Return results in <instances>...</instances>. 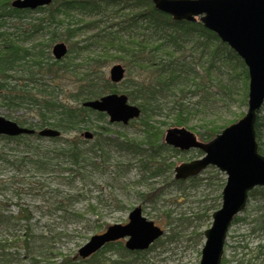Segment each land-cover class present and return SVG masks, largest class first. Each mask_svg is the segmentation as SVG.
I'll return each instance as SVG.
<instances>
[{"label": "trees", "instance_id": "16d2710c", "mask_svg": "<svg viewBox=\"0 0 264 264\" xmlns=\"http://www.w3.org/2000/svg\"><path fill=\"white\" fill-rule=\"evenodd\" d=\"M11 2L0 0V105L28 108L26 115L9 116L20 125L28 124L35 129L55 127L60 130V135L73 131L81 133L89 128L91 116L106 121L105 113L84 107L81 103L116 92L115 84L101 74L104 64L121 59L138 70V74H146L140 80L134 78L130 88L124 90L132 102L137 101L136 105L141 110L137 119L128 122L136 127L137 137H129L125 133L109 137L112 131L105 129L100 133L93 132L92 143L87 147L82 142L86 140L78 135L73 140L63 141L58 153L74 165L73 178H86L88 168L90 171L104 170L102 166L109 159L112 148L135 158L138 168L144 174L148 173L143 180L170 172L174 165L168 157L180 151L163 142L164 129L155 117L163 112L164 116L174 119L172 126L193 129L188 126L191 116L203 110L199 109L198 100L204 99L202 108L207 110L211 95H218L213 94L210 86L203 82L204 77H210L215 61L221 66H234L242 80V102L245 103L248 73L241 58L200 22L174 21L169 15L156 10L151 0H51L47 5L34 9L17 8ZM33 12H41L43 16L30 21L27 26L14 25V30L6 27L7 21L18 22ZM121 12L122 25L118 30H100L80 42L74 40L98 22L89 21L85 16L110 19L115 14L121 15ZM139 27L149 28L155 33L165 32L164 39L152 41ZM184 33L187 37L197 34L205 40L202 46L207 48L210 56L204 74H199L191 65L184 67L180 62L184 51L177 54L174 47V51L169 48L182 46L179 36ZM58 40L69 46L64 57L55 59L50 48ZM222 77L217 78L218 83L231 90L229 82H223ZM61 78L72 80V93L64 91L56 82ZM197 92L200 94L198 100L191 103L188 93ZM230 122L232 120L219 126L215 121H205L204 131L198 134L201 139L208 140ZM254 128L258 151L264 155V107L257 113ZM60 137L52 139L56 141ZM0 139L6 142L0 146V264H123L127 255L141 254L142 251H128L120 241H115L106 243L86 259L59 256L54 247L35 236L29 209L14 203L17 209L12 211L11 192L17 194L19 191L12 181L14 176L4 177L1 173L7 166L46 168L48 151L42 144L43 138L34 133L14 137L2 135ZM95 157H99V161L96 162ZM64 169L67 168L61 170ZM197 180L198 176L189 179L192 182ZM222 187L223 184L220 185ZM255 192L264 199V187L251 190L249 198ZM217 198H220V192ZM110 203L116 204L113 198ZM98 204L109 203L100 201ZM90 210L95 212L97 207L90 205ZM238 218L236 216L234 220ZM254 221L255 227L251 231L264 233V213ZM202 233H197L198 237ZM239 247L236 245V248ZM109 250L114 252V258L107 256ZM260 256L264 258V246L258 244L255 255L246 262L255 264ZM231 260L234 259L224 256L221 264H229ZM241 263L238 259L235 264Z\"/></svg>", "mask_w": 264, "mask_h": 264}, {"label": "rangeland", "instance_id": "374dc122", "mask_svg": "<svg viewBox=\"0 0 264 264\" xmlns=\"http://www.w3.org/2000/svg\"><path fill=\"white\" fill-rule=\"evenodd\" d=\"M42 16L41 12H33L22 17L18 22L7 21L6 27L14 30V25L27 26L30 21L38 20ZM98 17L85 16L89 21L98 22L74 40L80 42L100 30L116 31L122 25L120 22L122 12L121 15L118 13L109 17L110 19L104 17L97 19ZM76 18L80 17L77 15ZM138 29L148 34L152 41L163 40L165 36V32L155 33L149 28L141 27ZM179 37L182 46L177 45L169 48L173 51L175 48L177 54L184 51L183 56L179 55L182 56L180 62L184 67L191 65L200 72L199 74H204L210 56L207 48L202 46L205 43L204 38L197 34L187 37L185 33L180 34ZM56 42L52 43L50 51ZM66 45L69 46L67 43ZM116 63L123 65L126 69L124 80L115 83L116 93L126 94L124 90L130 88L134 78L140 80L146 74H138V70L136 71L131 67V64H127L121 59H113L101 68V74L105 79L109 80V68ZM233 68L232 65L221 66V63L215 61L210 77H204L203 82L210 86L212 93L218 94L214 97L211 95L210 100L207 101L209 110L202 108L204 99L203 101L198 100L200 95L198 92L188 93L190 102L198 100L200 102L198 107L203 110L191 116L188 126H192L193 129L187 128L202 141L204 140L198 133L204 131L205 121H215L219 126H222L226 121L235 122L247 110V99L245 103L242 102V80ZM221 75L223 82H229L231 90L218 83L217 78ZM56 82L62 86L64 91L72 93L74 84L70 78H61ZM128 102L133 105L137 104V101L132 102L129 98ZM69 103L77 104L73 101H69ZM26 111L28 108L25 107L15 109L7 105H0V115L7 119H11L9 116L26 115ZM162 113L156 115L155 120L161 122L162 129L172 126L171 123L174 119L171 116H164ZM89 122L87 130L92 133H100V131L108 129L112 131L108 135L109 137H115L117 133L137 137L134 125L110 123L107 117L106 121H101L94 116H91ZM81 133L79 131L62 133L59 140L56 141L44 137L42 144L48 151L45 161L48 166L42 170L31 165H23L20 167L7 166L1 172L4 177L14 176L12 181L19 191L17 194L11 192L10 199L13 204L10 205V208L12 211L17 209L14 203H20L29 209L35 236L54 247L59 256L61 254V256L74 257L78 249L92 235L101 233L109 225L125 224L130 210L140 206L142 215L163 228L164 234L141 254L127 255L123 264H199L204 236L202 233V236L198 237L197 233L203 232L211 225V214L221 203V199H218L217 195L222 189L220 185H224L226 181V175L216 167L209 166L198 176L196 182L186 180L183 183H178L173 179V169L170 172L165 171L161 175L143 180V177L148 173L144 174L138 168L135 158L112 148L109 150V159L102 166L104 170L90 171L88 168L86 178L80 176L73 178L74 165L70 164L68 159L60 156L58 149L60 150L63 141L73 140L75 135L86 140L82 142L84 147H87L93 139L85 138ZM5 143L3 139H0V146ZM202 154L197 149H191L178 154H170L168 160L172 161L173 165H177L198 158ZM94 160L99 161V157H95ZM63 168L67 169L61 170ZM111 198L116 204L110 203ZM144 198L149 200H144ZM100 201H107L109 204H98ZM90 205L96 206L97 210L91 211ZM263 213L264 199L258 195V192H255L228 231L223 257L234 259L229 264H235L238 259L242 261L241 264H248L246 261L250 256L255 255L257 245L264 246V233L251 231L255 227L254 220ZM124 241L125 239L120 240L122 245ZM236 245L240 247L236 248ZM107 256L114 258L115 254L109 250ZM255 264H264V258L260 256Z\"/></svg>", "mask_w": 264, "mask_h": 264}, {"label": "water", "instance_id": "95a60500", "mask_svg": "<svg viewBox=\"0 0 264 264\" xmlns=\"http://www.w3.org/2000/svg\"><path fill=\"white\" fill-rule=\"evenodd\" d=\"M51 0H12L17 8L34 9L47 5ZM155 9L169 14L174 20H199L214 31L244 61L248 71L247 110L208 141H201L189 129L169 127L164 141L179 150L198 148L203 155L174 166V179H187L199 175L212 165L225 173L226 181L221 190V205L212 212L211 225L203 231L204 243L199 264H221L228 231L234 217L246 207L248 193L258 186L264 187V155L257 149L254 124L264 102V0H152ZM52 55L60 59L67 52L64 42L52 46ZM125 68L113 64L109 79L119 82ZM82 106L105 112L110 122L127 124L140 116V108L128 103L125 94L108 93L82 102ZM35 130L0 115V135L31 134ZM40 137L52 138L60 130L43 127L37 130ZM91 138L92 132H83ZM163 229L142 215L141 207L130 210L125 224L107 226L101 233L92 235L77 251L84 259L109 242L125 238L128 250H145L161 237Z\"/></svg>", "mask_w": 264, "mask_h": 264}, {"label": "flooded vegetation", "instance_id": "af4514ba", "mask_svg": "<svg viewBox=\"0 0 264 264\" xmlns=\"http://www.w3.org/2000/svg\"><path fill=\"white\" fill-rule=\"evenodd\" d=\"M191 150V149H190ZM192 160V159H191ZM189 161V160H188ZM174 168V167H173Z\"/></svg>", "mask_w": 264, "mask_h": 264}]
</instances>
